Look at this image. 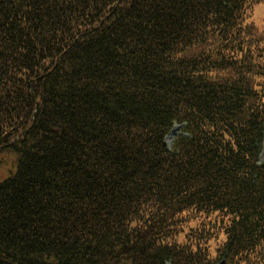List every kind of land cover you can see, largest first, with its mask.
Instances as JSON below:
<instances>
[{
    "label": "trees",
    "instance_id": "16d2710c",
    "mask_svg": "<svg viewBox=\"0 0 264 264\" xmlns=\"http://www.w3.org/2000/svg\"><path fill=\"white\" fill-rule=\"evenodd\" d=\"M261 9L0 0V264H264Z\"/></svg>",
    "mask_w": 264,
    "mask_h": 264
},
{
    "label": "rangeland",
    "instance_id": "374dc122",
    "mask_svg": "<svg viewBox=\"0 0 264 264\" xmlns=\"http://www.w3.org/2000/svg\"><path fill=\"white\" fill-rule=\"evenodd\" d=\"M259 16L262 17L263 22H264V9H261L259 12ZM184 127L183 126H175L173 130L170 132V134L166 137V143L169 147V149L173 148V145L176 141V139L184 135ZM260 163L264 164V143H263V150L260 155ZM14 170V164H13V159L11 156H5V157H0V181H3L7 179L11 173ZM219 264H227L226 261H222Z\"/></svg>",
    "mask_w": 264,
    "mask_h": 264
}]
</instances>
